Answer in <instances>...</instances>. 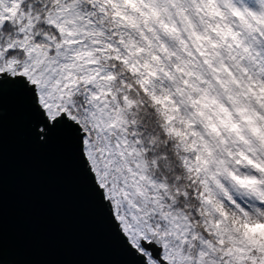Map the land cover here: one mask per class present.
<instances>
[{"label": "snow or ice", "instance_id": "6c2138e0", "mask_svg": "<svg viewBox=\"0 0 264 264\" xmlns=\"http://www.w3.org/2000/svg\"><path fill=\"white\" fill-rule=\"evenodd\" d=\"M6 101L125 264H264V0H0Z\"/></svg>", "mask_w": 264, "mask_h": 264}, {"label": "water", "instance_id": "95a60500", "mask_svg": "<svg viewBox=\"0 0 264 264\" xmlns=\"http://www.w3.org/2000/svg\"><path fill=\"white\" fill-rule=\"evenodd\" d=\"M0 251L3 264H125L75 161L35 146L7 101Z\"/></svg>", "mask_w": 264, "mask_h": 264}, {"label": "bare ground", "instance_id": "6f19581e", "mask_svg": "<svg viewBox=\"0 0 264 264\" xmlns=\"http://www.w3.org/2000/svg\"><path fill=\"white\" fill-rule=\"evenodd\" d=\"M0 264H3V263H0Z\"/></svg>", "mask_w": 264, "mask_h": 264}]
</instances>
